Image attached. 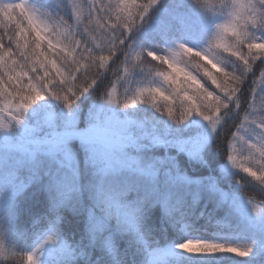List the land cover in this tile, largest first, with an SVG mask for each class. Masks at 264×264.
<instances>
[{
	"label": "trees",
	"instance_id": "1",
	"mask_svg": "<svg viewBox=\"0 0 264 264\" xmlns=\"http://www.w3.org/2000/svg\"><path fill=\"white\" fill-rule=\"evenodd\" d=\"M0 2L18 3L20 0ZM92 2L93 0H25L41 27H47L45 35L49 38L66 29L70 40L80 41L81 46L94 55L108 54L112 40L122 37L124 41L98 77H94L97 71L95 66L90 70H81V82L87 77L89 81L96 79V84L88 92L79 95L71 109L66 108L55 96L45 95L50 103L47 110L51 113V121L39 123V129L34 127L36 132L33 134L50 136L53 133L65 132L70 124L68 121L74 122L77 131L87 129L101 108V118H114L131 125L128 133L136 140L135 145H151L152 137L149 136L152 135L165 140L167 146L128 148L127 152L134 162L133 168H124L105 175L109 180L116 181L117 189H129L124 202L143 199L137 229H126L112 216L106 220L104 232L96 238L93 237L89 231L87 214L97 208L89 199L88 184L91 168L97 166L88 158L86 160L78 141L72 142L71 145L76 161L78 187L66 191L70 194L79 192V198L71 201L69 206H65V202L61 201L52 212H48L45 194L41 190L47 178L44 177L38 183L31 181L34 175L43 176L45 170L55 172L59 177L66 163L61 152L52 148L54 140H42L35 143L38 146L35 147L37 151L34 158L30 162L25 160L16 167V172L28 185L13 200L21 209L18 222H1L0 253L7 255L14 264H27L26 260L21 259V255L30 252L34 242L41 235L56 230L75 247L77 257L54 261L51 264H264V247L256 255L249 245L253 239L260 237L258 231L240 221L230 207L218 197L220 188L221 191L233 190L264 203V185L234 168H230V172L224 171L229 161L228 141L236 140L232 134L236 133L242 137L241 131L250 134L252 130L257 129L251 123L244 127L239 125L244 118V110L248 103L253 101V97L255 100L264 97V84L257 80L253 85L251 77L245 80L241 88L239 107L235 102L228 101V108L221 111L220 123L215 130L195 112L177 123L163 111L157 110L147 95L134 105L124 107L122 104L134 96L139 88L164 87L163 81L156 73L165 66L153 61L147 53L166 54L169 51L166 47L172 48L175 42L195 51L209 50L222 68L238 74L239 64L234 57L215 47L210 48L217 32L216 25L224 23L227 19L228 9L223 6L226 0H159L149 13L126 33L123 29L116 28L110 31L85 32L84 23H87L88 8L92 7ZM227 2L231 3V0ZM99 3L109 4L110 0H99ZM206 5L211 6L213 10L217 9L216 13L207 23L197 22L198 20L194 19L196 11ZM74 7L83 9L84 23L77 22L73 16ZM9 12L11 14V9ZM105 14H108L107 9ZM109 15H113V20L108 21L111 24L114 22V14L109 12ZM3 16L4 12L0 9V17ZM94 28V24L90 26V29ZM250 32L257 42L264 40V30L250 29ZM3 34L4 29L0 28V35ZM11 34L10 29L9 35ZM4 43H11L7 36ZM10 47L14 58L20 63H25L14 42ZM196 62L194 55L183 57L181 66L188 65L195 71L191 66ZM64 68L66 72L73 70L70 63H65ZM259 71L258 62L257 77ZM198 75L202 77V73ZM203 82L210 91H217L210 81L204 79ZM113 87L114 99L118 103L107 102V92ZM252 87H255L254 93L250 91ZM158 103L162 107L164 102ZM44 110L46 107L42 104L40 113ZM175 110L179 116V104L175 106ZM255 115L264 116V108L257 107ZM135 120L143 121L150 128L139 131ZM31 122L32 120L29 123ZM192 132L193 135L205 134L208 137L199 154L179 152L176 146L167 142L169 138ZM58 137L60 136L55 140ZM24 148L26 147H22V150ZM97 210L104 215L102 209ZM190 235H199L205 240L229 246L248 247L251 251L247 256L229 252L189 253L178 245L186 242ZM104 237H111V250L103 246L101 241ZM167 247L172 248L171 254L161 257L149 254L150 250Z\"/></svg>",
	"mask_w": 264,
	"mask_h": 264
},
{
	"label": "snow or ice",
	"instance_id": "2",
	"mask_svg": "<svg viewBox=\"0 0 264 264\" xmlns=\"http://www.w3.org/2000/svg\"><path fill=\"white\" fill-rule=\"evenodd\" d=\"M158 2L159 0H110L109 4H100L99 0H93L92 7L88 8L87 23H84L83 9L74 7L72 14L77 22L84 23L85 32L110 31L116 28L123 29L126 33L131 31ZM261 4H264V0H235L232 19L217 26V32L210 44V48L215 47L235 58L239 64L238 74L222 68L209 50L195 51L180 45L177 50L170 51L167 55L148 52L147 55L153 61L165 66L156 73L163 81L164 87L139 88L134 96L122 102L123 106L134 105L147 95L157 110L163 111L177 123L195 112L208 121L215 130L220 123L221 111L228 108V101L235 102L239 107L241 88L245 80L251 77L253 85L257 80L264 84V40L257 42L256 37L249 31V26L251 29L264 30V10L258 7ZM0 9L4 12V16L0 17V28L4 29V34L0 35V118L7 113L17 124L21 122L22 113L45 95L55 96L66 108L71 109L78 96L88 92L96 84V79L89 81L87 77L81 82V70H90L95 66L97 71L94 77H98L116 54V49L124 43L122 37L112 40L108 54L94 55L90 50L84 49L80 41L70 40L66 29L56 33L52 38L45 35L47 27H41L25 0L18 3L0 2ZM105 9L108 10V14H105ZM109 12L114 14V22L111 24L108 21L113 20V15H109ZM93 24L95 28L90 29ZM5 36L8 41L15 43L25 63H20L14 58L11 43L9 45L4 43ZM228 37L233 39L229 40ZM192 55L197 58V62L191 66L195 71L188 65L181 66V58ZM205 59L208 61L207 64L202 62ZM258 62L260 71L257 77ZM65 63H70L73 70L66 72ZM198 73H202V77ZM204 79L210 81L217 91H210L203 82ZM114 91L113 87L107 92V102L118 103L114 99ZM250 91L254 93L255 87ZM158 101L164 102L162 107ZM177 104L181 108L179 116L175 110ZM257 107L264 108V97L259 100L253 97V101L248 103L239 127H244L247 123L254 124L264 136V116L255 115ZM7 126L0 124V127ZM232 135L243 140V137L237 136L236 133ZM73 138L79 139L87 146L89 161L96 165L103 175L124 168H133L134 162L127 149L135 145L136 140L129 135L125 122L97 115L94 122L84 131H77L74 122H70L65 132L52 142V148L62 152L65 163L70 167L74 165V156L68 143ZM191 143L195 147L198 141L192 140ZM228 143L227 159L232 166L239 168L260 185H264V139L257 143L247 142L249 154L243 160L237 159L234 141L230 140ZM128 191L127 187L113 189L101 185L98 200L104 216L95 217L91 212L89 214V231L94 238L104 232L106 220L112 216H115L118 223L126 229L133 231L137 229L143 199L132 203L124 202ZM248 200L255 210V204L250 198ZM48 239L54 240L55 237L49 236ZM101 242L109 250L112 249L111 237H104ZM178 247L189 253L229 252L238 256H247L251 251L248 247L192 239L179 244ZM34 256L35 252H27L21 255V259L26 260L27 264H36ZM0 258L7 259L8 256L0 253Z\"/></svg>",
	"mask_w": 264,
	"mask_h": 264
},
{
	"label": "rangeland",
	"instance_id": "3",
	"mask_svg": "<svg viewBox=\"0 0 264 264\" xmlns=\"http://www.w3.org/2000/svg\"><path fill=\"white\" fill-rule=\"evenodd\" d=\"M219 7L221 4L219 3ZM216 10H213L211 6H203L196 11V15L194 16L195 20L200 23H207L213 15L216 13ZM173 45V46H172ZM172 48L167 46L166 49L169 51L166 54H169L170 51H175L180 46L179 42H175L172 44ZM164 47V46H163ZM157 55H161L159 53H154ZM183 60V58H181ZM204 62L208 63L207 59ZM211 66V65H210ZM44 104L46 110L40 113L41 105ZM50 107V103L45 96L43 99L35 101L32 103L27 110L22 113L21 122L19 124L16 121L11 120L9 114H4L2 118H0V124L8 125L5 128H0V209H3L9 206L15 197L20 194L28 185L25 179H22L16 172L17 165L22 164L25 160L30 162L37 151L35 149L36 142L45 141H53L57 136H61L64 132L53 133L50 136L45 135H35L36 129H39V123L45 122L49 123L51 121V113L47 108ZM101 108L97 111L98 116L100 115ZM96 113V114H97ZM139 120V118H137ZM32 120L31 123H29ZM135 120L138 125V129L145 130L147 125L143 123V121ZM67 123H70L69 121ZM133 125V123H132ZM128 128L131 125H127ZM86 129V128H84ZM243 140L236 139L234 141L236 148V155L238 160H243L244 157L248 156L249 150L247 148V142L257 143L261 139H264V136L261 135L260 129L252 130L250 134L241 131ZM181 135V134H180ZM152 137V144L147 145L145 143H141L140 145H133L129 148L137 149L139 147H153L156 145L167 146L165 140L160 139L157 136H149ZM192 140L198 141V144L193 147ZM208 140L205 134L193 135V132L190 134H186L182 136H175L173 138H169L167 141L169 144L176 146L179 149V152H183L185 154L193 153L199 154L203 150V146L205 141ZM28 144V145H27ZM22 147H26L22 150ZM62 159L63 154L61 152ZM65 162V160H64ZM248 163H251L248 161ZM76 161L74 160L73 166H68L67 164L64 166L66 169H62L63 172L60 173L61 186L67 191L76 189L78 177L76 176ZM236 169L241 171L239 168H235L232 166L231 162L228 161V166L226 167V172H230L231 169ZM242 172V171H241ZM244 173V172H243ZM246 174V173H245ZM247 175V174H246ZM215 177V176H214ZM216 178V177H215ZM31 180V178H28ZM213 179V178H212ZM28 180V181H29ZM218 197L220 201L225 202L230 209L235 213L237 218L254 227L258 233L260 234L259 238L253 239L251 244H249L255 252L256 255L263 249L264 247V203L261 201H257L252 199L251 197H247L242 193L233 191V190H222L218 189ZM251 199L252 203L255 204V210L251 203H249L248 199ZM95 217H103L99 210L93 209L89 211L87 214V219L89 222V214ZM115 217V216H114ZM116 218V217H115ZM1 225V222H0ZM49 236H54V240H49ZM192 240H205L203 237L199 235H190L187 239ZM172 248H156L150 250L149 254H157V256L161 257L166 254L172 253ZM30 252H35L34 259L36 260V264H51L54 261L65 260V259H74L77 257V252L75 247L71 244V242L65 238L64 235L59 233L58 231H50L48 233L40 236L35 243L33 244Z\"/></svg>",
	"mask_w": 264,
	"mask_h": 264
},
{
	"label": "clouds",
	"instance_id": "4",
	"mask_svg": "<svg viewBox=\"0 0 264 264\" xmlns=\"http://www.w3.org/2000/svg\"><path fill=\"white\" fill-rule=\"evenodd\" d=\"M234 2L235 0H231V3L226 2L224 3V7L228 9V16L227 19L224 21V23L228 22L232 19V13L234 12ZM259 8L264 10V4L258 5ZM221 23V24H224ZM218 24V25H221ZM216 25V29L217 26ZM251 27L249 26V31ZM229 40H232V37H228ZM223 52V51H222ZM4 128V127H0ZM86 129H81L80 131H84ZM78 141L80 145L81 152L85 155L86 160L89 157L88 148L86 145L82 144L81 141L77 138H73L69 141L68 147L73 152L72 149V142ZM74 155V153H73ZM89 167H91V164L89 163ZM46 177L47 179L43 183L41 190L45 194V198L48 205V212H52L55 209V206L59 204L61 201L65 202V206H69L70 202L73 200H76L79 198V192L75 193H68L66 189H64L61 186V180L57 177L55 172H49L48 170H45L43 173V176L40 175H34L31 182L38 183L41 179ZM103 185L105 188H113L117 189V183L114 180H109L105 175H103L98 167L91 168L90 173V180L88 184L89 191V199L93 201L94 206L97 209H102L101 205L99 204L98 200V191L99 188ZM126 199V196L124 197ZM128 203H132V201H129ZM69 210L71 211V207H69ZM21 214V209L18 206L17 202H12L9 206L0 209V222L4 223H12L15 224L19 220V216ZM0 264H14L13 260H11L9 257L7 259L0 258Z\"/></svg>",
	"mask_w": 264,
	"mask_h": 264
}]
</instances>
